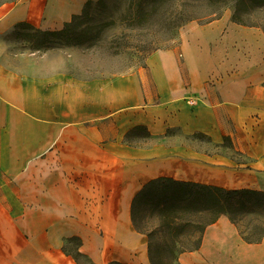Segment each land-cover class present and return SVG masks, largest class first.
I'll list each match as a JSON object with an SVG mask.
<instances>
[{
  "label": "crops",
  "instance_id": "crops-1",
  "mask_svg": "<svg viewBox=\"0 0 264 264\" xmlns=\"http://www.w3.org/2000/svg\"><path fill=\"white\" fill-rule=\"evenodd\" d=\"M88 1L15 0L0 30H59ZM200 30L107 77L0 58V264H78L72 238L89 264H152L130 213L157 178L264 192V36L229 20ZM176 264H264V236L248 243L221 216Z\"/></svg>",
  "mask_w": 264,
  "mask_h": 264
},
{
  "label": "rangeland",
  "instance_id": "rangeland-1",
  "mask_svg": "<svg viewBox=\"0 0 264 264\" xmlns=\"http://www.w3.org/2000/svg\"><path fill=\"white\" fill-rule=\"evenodd\" d=\"M144 2L147 3L148 13L139 9V4ZM13 3L12 0H0V7H11ZM193 4H197L199 9L206 5L198 0H96L89 6L84 4L78 14L81 17L73 24V40L78 44L36 48L34 39L29 36L31 32L14 26L8 31L0 30V58L8 67L27 68L33 72L54 69L79 79L137 72L144 68L145 59L151 51L173 46L180 32L186 40L193 39L195 34L207 35L206 31L200 29L214 21L203 24L202 20H191L179 29L171 28L175 18L179 17L178 13ZM230 16L231 10L226 4L218 20L230 21ZM258 18L264 20V9L259 12ZM258 18L256 20L259 21ZM191 26L199 29L194 32ZM247 28L264 36L260 28ZM139 137L144 138L142 133ZM170 137L173 141H189L178 130H172ZM205 141L199 138L195 142L203 144ZM236 158L241 160L238 156ZM163 197L164 193H152L139 201L136 221L141 230L151 233L153 251L158 261L165 257L162 264H168L163 238L170 235L166 229L163 233L158 229V211L154 207L158 198ZM196 236L197 233H194L192 238ZM192 241L190 239L187 246L190 247ZM76 247V241L66 244L70 252L75 251ZM80 263L88 264L84 260H80Z\"/></svg>",
  "mask_w": 264,
  "mask_h": 264
},
{
  "label": "trees",
  "instance_id": "trees-1",
  "mask_svg": "<svg viewBox=\"0 0 264 264\" xmlns=\"http://www.w3.org/2000/svg\"><path fill=\"white\" fill-rule=\"evenodd\" d=\"M198 2L205 3V7L199 9L197 4H193L188 6L189 9H182L171 28L179 29L191 20H202L203 24L218 20L222 15L223 7L229 4L232 23L260 28L264 33V20L258 18L259 12L264 9V0H198ZM90 4L91 1L85 3L86 6ZM139 9L148 13L147 3H140ZM85 13L83 9V14ZM80 17L72 16L71 21L65 23L63 28L54 31L36 29L26 22L17 23L15 28L29 30L31 32L29 36L34 39L36 48L61 44L73 45L78 43L73 40L75 35L72 27L75 20ZM257 18L259 21L256 20ZM160 192L164 193V197L158 198L154 207L158 211V229L161 233L166 229L170 235L163 238L166 253H168V264H176L181 253L198 249L206 227L216 222L221 216H226L248 243L258 242L264 236V192L252 189L227 190L216 186L175 181L170 178H157L146 183L133 198L130 213L134 229L147 236L148 256L152 264H162L165 257L159 261L156 258L151 233L141 230L137 224L136 206L148 194ZM194 233H197V236L192 238ZM190 239L193 241L189 247L187 244L190 243ZM70 241H76L77 247L79 246L77 238L69 239L68 242ZM77 247L71 252L66 248L63 249L72 255L76 263L81 264L80 260L88 263L87 258L77 251Z\"/></svg>",
  "mask_w": 264,
  "mask_h": 264
}]
</instances>
